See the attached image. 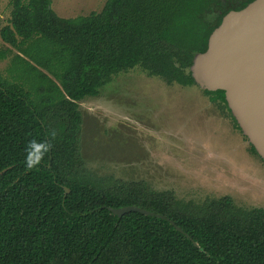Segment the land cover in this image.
<instances>
[{"label": "trees", "instance_id": "obj_1", "mask_svg": "<svg viewBox=\"0 0 264 264\" xmlns=\"http://www.w3.org/2000/svg\"><path fill=\"white\" fill-rule=\"evenodd\" d=\"M253 1L105 0L62 18L51 0H9L0 40L17 52L12 80L0 75V264H264V208L230 196L184 202L86 170L78 105L130 71L199 87L194 57L228 12ZM201 90L242 133L224 91ZM126 206L164 219L108 210Z\"/></svg>", "mask_w": 264, "mask_h": 264}, {"label": "rangeland", "instance_id": "obj_2", "mask_svg": "<svg viewBox=\"0 0 264 264\" xmlns=\"http://www.w3.org/2000/svg\"><path fill=\"white\" fill-rule=\"evenodd\" d=\"M105 0H51L57 16L99 11ZM9 0H0V30L10 25ZM0 75L17 52L6 51ZM81 155L104 181H144L177 199L202 204L230 196L235 205L264 208V162L235 128L226 109L197 86L168 85L130 71L112 78L95 97L78 102Z\"/></svg>", "mask_w": 264, "mask_h": 264}, {"label": "water", "instance_id": "obj_3", "mask_svg": "<svg viewBox=\"0 0 264 264\" xmlns=\"http://www.w3.org/2000/svg\"><path fill=\"white\" fill-rule=\"evenodd\" d=\"M190 72L201 89L224 91L243 135L264 162V0L228 12L209 36L206 51L194 57ZM108 210L117 216L138 212L164 219L135 206Z\"/></svg>", "mask_w": 264, "mask_h": 264}]
</instances>
